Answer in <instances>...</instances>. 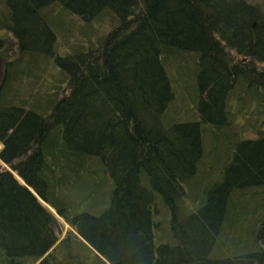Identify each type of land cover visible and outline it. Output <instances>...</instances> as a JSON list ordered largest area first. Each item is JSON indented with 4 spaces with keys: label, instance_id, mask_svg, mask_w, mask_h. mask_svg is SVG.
<instances>
[{
    "label": "trees",
    "instance_id": "16d2710c",
    "mask_svg": "<svg viewBox=\"0 0 264 264\" xmlns=\"http://www.w3.org/2000/svg\"><path fill=\"white\" fill-rule=\"evenodd\" d=\"M1 1L0 44L15 55L0 79V264H264V12L250 0ZM187 65L198 119L167 124L168 70ZM237 92L262 118L230 145ZM218 145L227 163L207 187ZM93 186L104 210L70 209ZM243 226L246 249L219 255Z\"/></svg>",
    "mask_w": 264,
    "mask_h": 264
},
{
    "label": "rangeland",
    "instance_id": "374dc122",
    "mask_svg": "<svg viewBox=\"0 0 264 264\" xmlns=\"http://www.w3.org/2000/svg\"><path fill=\"white\" fill-rule=\"evenodd\" d=\"M250 2L256 5L261 11L264 12V0H250ZM0 6H2L1 0H0ZM58 9H59L58 7H54L48 11V14H51V15L55 14L53 17H51V19L55 21V24L57 27L56 29L61 31V29L65 25V32L63 31V34L71 32L72 31V28H71L72 20L71 19L67 20V23L63 25L62 23L63 20H60L61 18L60 15H66V13L65 12L59 13ZM50 11L51 13H49ZM6 37H7V33L1 30L0 39H3V38L6 39ZM58 37L61 38L62 40L69 41V38H65V36L58 34ZM14 55H15V51L13 47L11 46V44L6 42L5 40L2 41L0 44V79L2 76L3 61L9 58H12ZM193 72H194L193 68H190V66L188 65L187 67H183V70L181 72H178V74H176V72L174 71L168 70V76H169L170 83L174 91V100L172 104L169 105V107L167 108L164 114V117H165L164 120L167 124L195 121L198 119V114L196 111V87L193 81L194 80ZM239 95H241V93L237 92L236 96H234V99L228 102L229 110L232 115V116L230 115L231 117L230 127L232 128L233 134H234V135H229V131H226V133L230 136V140H229L230 145L231 143L234 144L244 139L245 137L250 138L252 136V129L254 125L256 123L258 124L257 121L262 118V116H259V117L256 116L257 109L253 105H247L246 107H241L242 106L241 103H238L237 105L235 98H237V96ZM252 113L253 115H251ZM242 128L244 129L242 130ZM207 133H206L205 140L208 139ZM216 135H218L217 132H215L211 136L210 143L212 145L215 142V138L217 137ZM207 147H208V142H207ZM212 150L213 151L211 150L208 151L210 154H208V152L205 151L206 152L205 156H207L210 160H213V163L205 164L202 167L201 169L202 171L200 172V175H199V182L206 183L207 187L209 185H210L209 187H212L214 183L221 181L223 177V167L225 163H227V159H226L227 156L226 155L221 156L220 154V152L222 151V147L220 145H218V148L213 147ZM218 158L220 159L218 160ZM217 160H218V163L215 165ZM100 183H101V180L99 179L94 180V186H98ZM94 186L92 190H87L86 191L87 193L78 191L76 195L73 194L72 196L75 202L74 204H72L70 209H73L74 205L76 204L77 212L86 211V212L95 214L94 211L104 210L105 206L107 205V201L103 200V197L101 195V190L95 189ZM194 205H197V204H192L191 207H193ZM261 216L262 215L260 214L259 219L261 218ZM58 221L60 225V228L58 230H60L59 233L60 235H62L64 234L65 229L68 226L64 225L61 219L59 218H58ZM251 227L243 226L242 231L234 234L231 238L228 239V241H224L223 247H220L219 249V255L227 256L234 252H236V254L239 252H243V250L246 249L245 248L246 244L251 241V237H252Z\"/></svg>",
    "mask_w": 264,
    "mask_h": 264
}]
</instances>
